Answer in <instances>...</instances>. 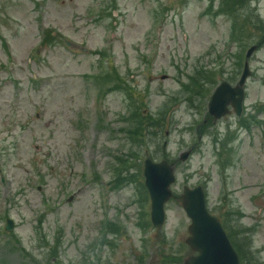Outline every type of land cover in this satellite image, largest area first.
<instances>
[{
  "label": "rangeland",
  "instance_id": "1",
  "mask_svg": "<svg viewBox=\"0 0 264 264\" xmlns=\"http://www.w3.org/2000/svg\"><path fill=\"white\" fill-rule=\"evenodd\" d=\"M245 1L0 0V264H183L184 184L264 264V0ZM251 44L241 114L204 121ZM145 154L175 162L158 229Z\"/></svg>",
  "mask_w": 264,
  "mask_h": 264
},
{
  "label": "water",
  "instance_id": "2",
  "mask_svg": "<svg viewBox=\"0 0 264 264\" xmlns=\"http://www.w3.org/2000/svg\"><path fill=\"white\" fill-rule=\"evenodd\" d=\"M252 45L247 55L255 48ZM249 69L245 62L243 72L238 82L231 86L223 80L210 95L209 111L215 116L228 111L227 102L232 101L236 112L240 111V102L243 97V83ZM166 140L162 142L165 151ZM189 150L180 152V158H185ZM175 162L166 158L154 160L150 156L143 159L142 173L144 184L150 197V217L156 228L165 221V202L173 194L170 187L176 180L174 172ZM181 204L190 218L189 234L186 242L195 253L184 259V264H239V255L230 241L219 218L210 212L206 205L205 191L201 184L188 186L184 184L180 194ZM6 227H12V219L8 218Z\"/></svg>",
  "mask_w": 264,
  "mask_h": 264
},
{
  "label": "trees",
  "instance_id": "3",
  "mask_svg": "<svg viewBox=\"0 0 264 264\" xmlns=\"http://www.w3.org/2000/svg\"><path fill=\"white\" fill-rule=\"evenodd\" d=\"M244 1H245V0H220V9H224V10H226V11H228L229 13H232V14H234V13L236 12L235 16L243 15V13L240 14V12H238V10L244 8V6H245L244 3H240L239 5H236V4L239 3V2H244ZM250 2H251V0H247V1H245L246 4H247V3L250 4ZM210 4H211V2H210ZM220 9H218V11H219ZM253 10H254V9H251V8H250V9L247 11V13H248V16H251V17L253 18V22H255V21H257V20L259 19V15L257 14V12H255V11L253 12ZM250 12H251V14H249ZM260 41H262V38L260 39ZM140 172H141V169H140ZM141 176H142V172H141ZM142 183H143V182H142ZM143 185H144V183H143ZM144 186H145V185H144ZM221 221H222V223H223V225H224V227H225V229H226L228 235L230 236L232 242L234 243L236 249H237L238 252H239L240 260H241V261H242V260L244 261V260H245V257H244V255H243L242 251L238 249L237 242H235V241L233 240V238H232L233 236H232L231 231H229L228 228L226 227V226H227L226 221H225L224 219H222ZM242 264H243V263H242Z\"/></svg>",
  "mask_w": 264,
  "mask_h": 264
},
{
  "label": "flooded vegetation",
  "instance_id": "4",
  "mask_svg": "<svg viewBox=\"0 0 264 264\" xmlns=\"http://www.w3.org/2000/svg\"><path fill=\"white\" fill-rule=\"evenodd\" d=\"M208 112V111H207ZM210 115H212L211 113H209V115H207L206 116V118L204 119V121H207L209 118L208 117H210ZM213 116V115H212ZM224 116V115H223Z\"/></svg>",
  "mask_w": 264,
  "mask_h": 264
}]
</instances>
